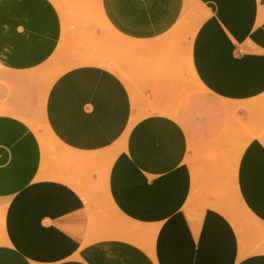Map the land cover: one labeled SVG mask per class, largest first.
Segmentation results:
<instances>
[{
    "label": "crops",
    "instance_id": "obj_1",
    "mask_svg": "<svg viewBox=\"0 0 264 264\" xmlns=\"http://www.w3.org/2000/svg\"><path fill=\"white\" fill-rule=\"evenodd\" d=\"M188 11L202 14L188 64L209 107L179 73L144 80L137 103L100 64L48 85L46 66L75 40L79 57L93 41L104 60L101 24L143 43ZM132 225L145 245L117 235ZM0 264H264V0H0Z\"/></svg>",
    "mask_w": 264,
    "mask_h": 264
},
{
    "label": "rangeland",
    "instance_id": "obj_2",
    "mask_svg": "<svg viewBox=\"0 0 264 264\" xmlns=\"http://www.w3.org/2000/svg\"><path fill=\"white\" fill-rule=\"evenodd\" d=\"M188 13L189 14H184L182 24L168 33L165 37L143 43L136 41L132 42L131 40L125 39L115 34L113 30L109 29L106 25L101 24L104 37L109 39H103L107 44L109 42L108 54L104 55L103 59L126 82V84L132 88L136 96V103L141 100V88L144 80L161 79L165 81L166 75L179 73L181 77L180 81L178 80V85L182 84L183 94L189 98L190 102L198 98L200 106L206 108L210 106L211 101L208 94L205 90H201L197 87L189 69L187 49L190 46L191 39L189 33L196 23V17L194 15L192 16L190 11H188ZM200 18H202L201 12L198 14V19ZM79 42L80 41L75 40L74 43L72 42L70 45L67 44L65 54L61 52L52 58L45 68L48 78L54 76L62 67L67 66L70 59L79 57ZM92 44H94V42L90 41L87 44V48H90L92 52H96L97 46ZM169 65H174V72L164 70V68H168ZM185 106L186 104H183V107ZM41 119L42 117H40V120ZM42 148L48 156L55 155V153L59 151L58 144L46 133L44 134V144ZM101 190H103V187ZM102 204L101 206L104 211L108 210L110 215L114 216L113 210H111L107 203L104 201ZM232 207L231 211L236 214L237 217H244L248 225L254 224L251 219L243 213L237 201H233Z\"/></svg>",
    "mask_w": 264,
    "mask_h": 264
},
{
    "label": "bare ground",
    "instance_id": "obj_3",
    "mask_svg": "<svg viewBox=\"0 0 264 264\" xmlns=\"http://www.w3.org/2000/svg\"><path fill=\"white\" fill-rule=\"evenodd\" d=\"M57 4H58V7L60 8V10L62 12H65L64 3L63 2L61 3V2L58 1ZM201 21H202V18L198 19L196 21L195 25L191 28V31L189 33L191 38L194 36V34H195L198 26L200 25ZM105 39H107V37ZM92 45H94V44H92ZM62 48H63V46H62ZM187 49L189 51L190 46ZM78 64H100V65H104V66H107V67L111 68L110 65L107 64L104 60L94 56L93 52L87 53V54L84 53V54H81L80 57L78 59H76L75 61H73L70 64H68L67 66L62 67L61 69H59V71L57 73H55L54 76L49 77L48 78V85H50L67 68H69L70 66L78 65ZM41 99H42V97H41ZM40 108L42 109V107H40ZM40 108H38V109H40ZM41 109H40V111H41ZM40 114H41V112H40ZM37 115H36V117L34 119H32L30 121V124H31L33 130L35 131L40 143L42 145L44 144V134L46 133L53 141H55L57 144H60V142L57 140V138L51 132V130H50V128H49V126H48V124H47V122L45 120L44 114L38 115V118H37ZM39 116L40 117L43 116L41 120H40ZM123 143H124V141L122 140L120 145L112 148L111 155H110V162H112L113 159L115 158V156L118 154L119 150L122 148ZM230 216L233 217V215H230ZM117 235H120V236H123V237L133 238L134 241H136V242H138V243H140L142 245H145L144 244V242H145L144 241L145 232L140 227H138L136 225H132L131 227L126 228L124 233H121V234L119 233ZM146 247L148 248V246H146Z\"/></svg>",
    "mask_w": 264,
    "mask_h": 264
}]
</instances>
